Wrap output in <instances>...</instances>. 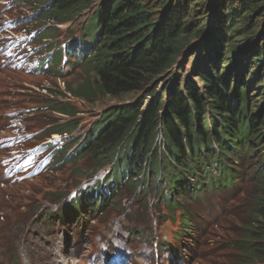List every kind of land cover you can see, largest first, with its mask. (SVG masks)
Masks as SVG:
<instances>
[{
    "label": "trees",
    "instance_id": "obj_1",
    "mask_svg": "<svg viewBox=\"0 0 264 264\" xmlns=\"http://www.w3.org/2000/svg\"><path fill=\"white\" fill-rule=\"evenodd\" d=\"M48 1L43 0V3ZM191 2L170 3L163 10L155 12L149 0L101 1L90 16L91 23L83 28L87 50L96 49L97 52L88 57L83 66V71L93 77L94 88L85 91L81 89L79 95L93 100L106 95L112 99L120 98L149 89L155 78L171 72L182 50L190 43L188 26H192V22L188 14L197 12V3L192 5ZM211 3L215 6L214 19L211 21L212 35L207 44L194 54V68L190 76L186 75V83L174 84L169 93L153 97L147 107L146 100H138L108 110V119L105 120L107 124H103L100 132L88 137L93 144L91 161L98 168L108 161L104 160L106 155L113 151L119 141L131 142L129 166L118 168L120 159L115 158L117 150L110 159V163L114 164L112 184L116 188L122 184L123 177L139 175L143 171L146 183L150 182V176H157L162 182L164 176L161 170L164 172V167L172 165L178 169L188 168L187 172L191 175L204 177L208 174L202 172V165L198 162L211 157L223 171L219 181H216L217 187L235 189L236 176L232 170L227 172L229 166L223 158L226 154L237 152L240 143L245 146L248 154L253 147V134L264 137V111L255 114L264 96L261 94L258 99H254L255 96L250 92V89H257V93L263 90L264 49L258 44L248 49V59L244 58L243 73L238 78L236 74L239 69H233V60L240 56L237 51L239 48L233 46L230 51L224 48L228 36L241 35V40L246 41L259 32L238 23V20L241 21L239 12L248 19L253 18L252 13L264 15V0H232L230 3L227 0H211ZM90 7L91 0H54L50 15L60 22H66ZM208 25L204 24L205 30ZM261 25H264L263 22ZM204 31H197L192 35L193 38H201ZM262 34L258 33L256 40ZM246 76L252 80L249 85ZM97 93L100 97H96ZM60 110L73 116L78 113L76 107L70 104H65ZM215 117L221 119L220 131L215 127ZM208 118L212 119L215 136L219 138L220 133L230 138L219 152L209 141L199 136L203 128H208L205 126ZM73 125L69 123L67 127ZM158 129L162 130L166 138L161 158L158 156ZM188 158H191L190 165L185 166ZM176 172H167V178L172 181L174 176H178L181 180V174ZM257 178L258 189L254 195L256 203L251 207L254 214L249 215L251 225H244L246 230L240 231V237L244 238L249 249L245 255L249 258L248 262L264 258V172ZM172 183L167 186L169 190ZM151 189L150 186L146 191ZM162 200L167 204L173 203L168 196Z\"/></svg>",
    "mask_w": 264,
    "mask_h": 264
},
{
    "label": "rangeland",
    "instance_id": "obj_2",
    "mask_svg": "<svg viewBox=\"0 0 264 264\" xmlns=\"http://www.w3.org/2000/svg\"><path fill=\"white\" fill-rule=\"evenodd\" d=\"M101 1L103 0H91L93 7L89 12H93L94 7ZM185 1L149 0L155 12L163 10L170 3L175 5L178 3L182 4ZM188 1H192V5L197 3V12L188 14V18L192 22V26H188V32L191 36L190 43L182 50L178 62L171 72L160 78H155L149 89L146 88L141 92L126 94L114 99L109 95L104 98L100 97V94L97 93L96 97L100 98L93 100L90 97L79 95L81 89L85 91L86 89L94 88L92 86L93 77L91 78L87 75V72L83 71V69H80L74 75L71 73L72 76L67 80H56L39 78L35 73L27 74L22 72V75H20L3 71L0 61V117L6 113L19 112L23 114V112H26L29 119L25 124L30 133L44 129L46 122L39 123V120L44 115L46 106L38 105L37 100L34 102L32 95L37 92L42 94L36 89L39 86L45 89L49 88L57 93L56 99L68 102L79 111L77 120L83 126L74 132V137H76L82 130L88 129L98 117L100 118L102 114L107 113L110 109L115 110L128 103H135L138 100H146L145 107H147L153 97L169 93L170 88L174 84H185L186 75L190 76L194 68V54L207 44L206 42L209 41L212 35L213 25H211V21L214 19L213 14L215 13V6L212 5L211 0ZM17 2V0H13L5 9L4 14L1 13L2 6L0 2V24L3 21H9V19L20 18L22 14L26 18L34 14L35 9L31 5L27 4L20 7ZM230 2L232 0H227V3ZM252 15L253 18L248 19L244 17L242 12H239L241 21L238 20V23H242L249 30L259 31L258 33L263 32V36L259 40H256L257 33L246 41L241 40V35H236L237 38L228 36V39L224 41L225 51H230L233 46L239 48L237 51H239L240 56L238 55L233 60V64L235 63L233 69H239L236 74L238 78L243 73L244 65L242 62L244 58H247L246 55L249 54L248 49L254 47V44H258L264 49V25H261L262 22L264 24V15L254 13ZM87 16L88 13L79 17L70 26V29L81 33L80 28L86 23ZM39 22L45 23L43 20ZM48 23L50 24H47V27H50V25L56 26L53 20H49ZM205 23H209V27L206 30ZM67 27L68 25L58 27L61 29L58 41H61V38L64 39L67 34ZM201 29L205 30L206 33L204 31V34L199 39L193 38L192 35ZM14 37L16 38L17 35L15 34ZM84 47L85 44H81L76 48L77 56L80 59ZM82 61L84 62L85 60L83 59ZM254 65L256 66V63ZM253 69L256 70V68ZM247 73L252 75L248 70ZM245 79H247L248 85L252 83L248 76ZM262 87L263 90L260 93L256 92L257 89H250L251 94L255 96L254 99H258V97L262 96L261 94L264 96V83H262ZM163 105L165 106V103ZM262 111H264V98L258 109V112ZM68 118L66 116V119ZM12 133L13 125L10 129L0 130V140H3L2 144L12 140ZM38 140H41V138ZM12 156L13 151L11 152L10 149L0 151L1 180L3 179L1 175L5 173L9 178H15L12 175L16 171V166L10 167L13 163ZM88 164L86 160L79 161V166L82 170H86V165ZM72 170V167H66L61 172L49 176H40L39 178L24 181L15 179L13 184L7 183L6 186L2 184V181L0 182V264H85L87 263V258L93 253H98L99 257H102L105 253L106 255H111L112 250L111 252H105L103 245L113 248L115 243L122 248L129 247L137 254L138 252H144V256L150 258L151 255L147 253L155 247V241L176 243V238L173 237L182 226L179 213L175 217H169L167 208L161 206L155 209L153 207L149 210L148 219L144 220L141 216L142 210L145 208L143 203L138 202V200L134 201V198L132 199L131 195L126 192L122 193L120 200L123 210H118L117 206L114 207L113 205L110 206L105 217H101L104 215L87 217L85 227L80 235H77L73 216L68 219L67 224L61 225L55 222L54 225H51L52 222L49 218H52L53 214L62 212L65 208L63 206L72 204L70 202L75 199L72 198L75 195V191L81 189L75 186V182L71 179ZM104 173L101 171L95 174L93 179H89L90 185ZM249 174H252V169L249 170ZM248 175L244 181L238 178L237 182L241 185L240 190L229 199L227 212L222 210L217 212V219L209 224L203 236L204 241L200 244L198 252L195 253L193 259L190 260V264H264V262H259L261 260L256 261L259 263H242L240 259L236 258L233 248L234 241L241 238L240 231L245 229L244 225H251L248 212L256 203L254 195L258 189V184L250 183ZM19 177L23 178V174H19ZM149 198H147L148 203ZM58 201L60 202L57 203ZM159 214H165L168 217L166 220L158 221ZM201 214L205 215L208 212L206 210L205 212L201 211ZM56 219L57 217L54 218V220ZM180 224L181 226H179ZM133 227L137 229H139L138 227H148L143 232L151 233V238L153 239L149 241L150 244H147L142 239L129 237L128 229ZM247 230L249 229L247 228ZM121 237L124 238V244L119 242ZM153 263L154 260L148 262V264Z\"/></svg>",
    "mask_w": 264,
    "mask_h": 264
},
{
    "label": "clouds",
    "instance_id": "obj_3",
    "mask_svg": "<svg viewBox=\"0 0 264 264\" xmlns=\"http://www.w3.org/2000/svg\"><path fill=\"white\" fill-rule=\"evenodd\" d=\"M100 4V3H99ZM91 6H93V5H91ZM57 18H55L54 20H56ZM71 77V76H70ZM43 78H45V77H43ZM51 79H56V80H67V79H69V77H64V78H51ZM170 91V90H169ZM56 93V92H55ZM57 94V93H56ZM52 95L53 97H57V95ZM241 262H245V261H243V260H241Z\"/></svg>",
    "mask_w": 264,
    "mask_h": 264
}]
</instances>
